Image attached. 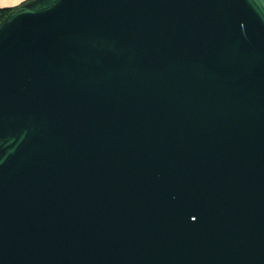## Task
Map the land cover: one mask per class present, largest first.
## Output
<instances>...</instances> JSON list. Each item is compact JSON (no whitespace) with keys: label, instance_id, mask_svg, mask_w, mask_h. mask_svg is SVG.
Masks as SVG:
<instances>
[{"label":"water","instance_id":"obj_1","mask_svg":"<svg viewBox=\"0 0 264 264\" xmlns=\"http://www.w3.org/2000/svg\"><path fill=\"white\" fill-rule=\"evenodd\" d=\"M0 264H264V0L5 15Z\"/></svg>","mask_w":264,"mask_h":264},{"label":"crops","instance_id":"obj_2","mask_svg":"<svg viewBox=\"0 0 264 264\" xmlns=\"http://www.w3.org/2000/svg\"><path fill=\"white\" fill-rule=\"evenodd\" d=\"M26 0H0V9L5 7H15Z\"/></svg>","mask_w":264,"mask_h":264},{"label":"trees","instance_id":"obj_3","mask_svg":"<svg viewBox=\"0 0 264 264\" xmlns=\"http://www.w3.org/2000/svg\"><path fill=\"white\" fill-rule=\"evenodd\" d=\"M14 7H5V8H2L0 9V12H1V17H0V20L5 16L7 15Z\"/></svg>","mask_w":264,"mask_h":264},{"label":"built area","instance_id":"obj_4","mask_svg":"<svg viewBox=\"0 0 264 264\" xmlns=\"http://www.w3.org/2000/svg\"><path fill=\"white\" fill-rule=\"evenodd\" d=\"M0 17H1V12H0Z\"/></svg>","mask_w":264,"mask_h":264}]
</instances>
